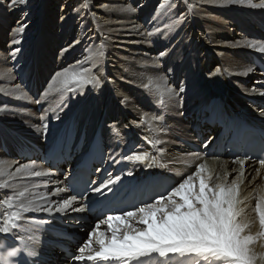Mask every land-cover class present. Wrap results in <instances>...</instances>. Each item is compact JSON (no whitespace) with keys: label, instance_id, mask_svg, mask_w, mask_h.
<instances>
[{"label":"bare ground","instance_id":"6f19581e","mask_svg":"<svg viewBox=\"0 0 264 264\" xmlns=\"http://www.w3.org/2000/svg\"><path fill=\"white\" fill-rule=\"evenodd\" d=\"M59 1L26 0L7 7L10 0H0V184L7 185L0 188V227L19 213V238L39 248L47 257L45 264L115 261L73 259L97 224L98 232L111 237L108 225L100 223L107 216L93 220L79 199L57 211L72 197L65 182L69 169L61 177L40 157V149L50 146L61 128L89 136L101 123L110 154L117 141L121 148L130 141L135 145L130 156L147 154L143 162L129 160L136 174L162 172L175 186L192 175L198 185L194 173L204 164L202 175L211 173L210 185L231 184L239 177L238 221L248 224L244 235L256 237L249 244L257 254L255 264H264V236L258 235L264 229L256 211L258 202L264 211V167L253 159L206 158L187 145L205 150L214 139L215 132L200 144L192 131L193 115L214 98H222L225 110H242L264 125V71L256 66L264 65V53L248 46L264 44L261 0H62L57 6ZM20 24L26 28L17 34ZM88 79L93 83L83 82ZM9 197L11 207L5 203ZM139 219L127 222L143 228ZM112 223L121 234L126 230L121 221ZM45 224L63 226L77 236L66 242V253L57 247L45 250L26 235V230L38 233L37 225ZM95 241L93 237L85 257L98 250ZM144 259L152 264H206L195 253L138 258Z\"/></svg>","mask_w":264,"mask_h":264},{"label":"snow or ice","instance_id":"6c2138e0","mask_svg":"<svg viewBox=\"0 0 264 264\" xmlns=\"http://www.w3.org/2000/svg\"><path fill=\"white\" fill-rule=\"evenodd\" d=\"M251 3V0H248ZM26 0H10L7 7L24 5ZM168 3V0H165ZM264 5V0H261ZM256 7L257 5H252ZM26 25L20 24L14 31L22 34ZM18 42V41H14ZM249 47L256 48L260 53H264V44L258 42H249ZM161 56L164 55L162 52ZM252 71V69H248ZM57 77L62 74L57 73ZM86 84L93 83L92 79L84 80ZM51 87V86H50ZM170 91V90H169ZM180 91H183L181 87ZM148 158L147 154H136L129 156V160L143 162ZM241 168L244 161L239 160ZM261 167H264V159H260ZM27 168L29 165H22ZM19 172L20 169H17ZM204 164H199L194 176L198 179V185L194 182L192 175L188 176L179 183L178 186L171 188L167 195H160L152 203H146L135 211H129L122 215H108L100 223L107 224L111 231V237H107L105 232H98L100 224L88 235V239L83 246L78 248L80 254L73 257L76 261H82L85 258L93 260H115L120 264H128L129 261L138 260L140 257L150 256L152 253H158L160 257L168 258L170 254H198L205 258L206 264H255L257 254L250 248L256 237L244 235L248 224L238 221L241 210L238 205L242 203L239 199L238 179H233L231 184L216 183L210 185L212 179L211 173H205ZM235 171V170H234ZM259 174V170H257ZM0 175L3 171L0 170ZM36 176L41 173L36 172ZM243 171L239 176H243ZM227 178V174H226ZM7 187L0 184V188ZM100 189H96L99 191ZM62 191V189H61ZM23 196L24 193L19 194ZM179 198V202H177ZM76 197L63 200L57 211H63ZM12 197H9L5 203L11 207ZM23 211H29V208L20 205ZM79 211V209H73ZM256 211L259 213V223L264 229V211H261L259 202L256 204ZM139 215V224L143 228H136L128 223L129 218ZM20 219L19 213H13L6 221L0 231L9 232L10 229L18 227L16 221ZM113 221H121L124 224L125 231L121 234L119 226H114ZM41 223H43L41 221ZM258 235L264 236V232ZM93 237H96V244L99 246L94 254L85 257L83 254L86 249H92ZM18 249H13L7 254L8 257L17 255ZM33 255V252H29ZM4 264L11 262L4 257Z\"/></svg>","mask_w":264,"mask_h":264},{"label":"rangeland","instance_id":"374dc122","mask_svg":"<svg viewBox=\"0 0 264 264\" xmlns=\"http://www.w3.org/2000/svg\"><path fill=\"white\" fill-rule=\"evenodd\" d=\"M64 1V0H63ZM63 1L62 0H60L59 2H57V6H60L62 3H63ZM141 18H143V20H144V16L141 14ZM39 24H41L42 25V22H44V20H43V16H40L39 17V19H38V21H37ZM14 24H12V26H13ZM56 54L57 53H55V56H56ZM17 83V82H16ZM17 85H19L18 83H17ZM39 86V85H38ZM63 177V176H62Z\"/></svg>","mask_w":264,"mask_h":264}]
</instances>
